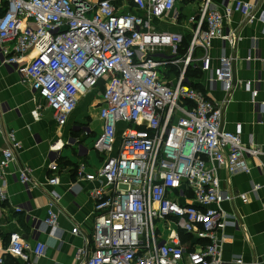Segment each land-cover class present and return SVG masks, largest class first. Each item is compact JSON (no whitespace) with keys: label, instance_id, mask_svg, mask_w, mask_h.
I'll use <instances>...</instances> for the list:
<instances>
[{"label":"built area","instance_id":"1","mask_svg":"<svg viewBox=\"0 0 264 264\" xmlns=\"http://www.w3.org/2000/svg\"><path fill=\"white\" fill-rule=\"evenodd\" d=\"M212 2L202 0L193 13L190 46L182 55L185 34L160 31L156 23L170 14L177 23L178 0H0V64L17 72L44 100L59 127L68 123L84 96L104 84V129L93 137L103 165L93 173L80 165L77 172L79 180L100 184L89 193L92 249L77 251L79 264H225V239L218 231L242 224L222 204L248 199L223 193L219 172L250 174L249 158L262 151L242 142L240 125L234 132L223 128L221 109L187 73L200 62V70L212 74L211 82L232 92L236 57L223 56L213 68L210 50L215 40L233 44L234 34L225 23L234 13L249 22L256 15L251 4L237 2L221 12ZM260 19L264 22V15ZM167 50L171 56L161 54ZM31 52L36 56L26 59ZM244 87L256 103L258 91L251 82ZM259 110L264 112V103ZM6 112L0 109V142H5L0 205L9 199L8 177L28 192L34 184L29 167L9 171L22 146L3 124ZM58 144L52 151L64 147ZM49 170L48 184L60 186L58 163L52 161ZM261 188L257 184L253 191ZM49 195L44 225L56 228L60 197L53 191ZM163 230L170 231L168 238ZM72 233L77 235L78 228ZM181 233L192 236L194 250L182 243ZM46 251L44 242L13 232L7 244L0 243V264H6V256L41 264Z\"/></svg>","mask_w":264,"mask_h":264},{"label":"crops","instance_id":"2","mask_svg":"<svg viewBox=\"0 0 264 264\" xmlns=\"http://www.w3.org/2000/svg\"><path fill=\"white\" fill-rule=\"evenodd\" d=\"M89 1L97 3L99 0ZM237 2L254 6L256 20L249 22L243 15L234 13L230 21L225 23L234 34L233 44L215 40L210 50L213 68L219 66L223 56L236 57L234 89L226 93L220 83L211 82L212 74L203 73L199 68L200 62L197 65L201 72L193 80L198 89L221 109L223 128L234 132L240 125L242 142L248 148L258 147L262 151L258 157L249 158L248 163L252 168L250 174L230 175L226 170L219 172L222 192L234 196L244 194L248 201L244 203L238 198L222 204L221 208L225 212L238 216L242 227L224 228L218 231V236L225 239L222 248L225 264H239V260L242 264H264V112L259 110V104L264 103V22L260 19L264 15V0H213L212 4L223 12L227 6ZM184 4L183 10L179 8L181 18L177 23L173 20L174 14L156 22L160 31L191 36L188 33L191 25L182 26L180 22L185 16L193 14L194 8L197 11V4L201 2L185 0ZM127 11L134 12L131 7ZM160 24H164L163 29ZM201 55L198 52L196 58ZM35 56L36 53L31 52L26 59ZM246 82H251L252 90L258 91L255 99L258 105L253 102L251 91L245 89ZM102 93L99 87L84 96L68 123L59 127L44 100L21 82L17 72L0 64V109L7 110L2 116L3 124L6 130L15 132L22 146L9 171L29 167L34 180L28 192L25 186L14 183L8 177L9 199L0 205V243H8L13 232L21 233L29 241L44 242L47 251L40 260L41 264H79L77 251L92 249L94 207L89 193L100 184L79 180L77 172L80 165H85L89 173L97 172L103 165L104 156L93 150V137L104 129L100 109L94 111L102 107ZM97 95L99 100L95 101ZM94 102L98 105L95 106ZM58 142L64 147L52 151ZM4 148L5 142L1 141L0 151ZM52 161L59 165L61 185L57 187L48 184L51 177L49 164ZM257 184H261L262 188L254 192L253 188ZM51 191L60 197L55 205L59 215L56 228L44 225ZM17 208L21 209L20 213ZM21 221L26 224V228ZM34 228L40 231L36 233ZM75 228H78L77 235L72 233ZM162 235L168 238L170 231L163 230ZM187 236L192 238L191 235Z\"/></svg>","mask_w":264,"mask_h":264},{"label":"trees","instance_id":"3","mask_svg":"<svg viewBox=\"0 0 264 264\" xmlns=\"http://www.w3.org/2000/svg\"><path fill=\"white\" fill-rule=\"evenodd\" d=\"M187 37H189V40H186ZM190 42H191V36H185L184 44L181 48L182 55L186 53L187 49L190 46ZM200 72L201 71L198 68L194 70L190 69L187 73V77L193 80L196 76H198V73ZM194 86L198 88L196 84H194ZM21 222H22V225L26 228L27 227L26 224L23 221ZM1 238H2V235L0 234V239ZM3 240L7 241L8 239L4 238ZM181 240L184 245L189 243L192 246L191 250H194L193 246H195L196 243H195V240H193L190 236H187L186 234L181 233ZM6 264H22V263L19 260L12 258L11 256H6Z\"/></svg>","mask_w":264,"mask_h":264},{"label":"rangeland","instance_id":"4","mask_svg":"<svg viewBox=\"0 0 264 264\" xmlns=\"http://www.w3.org/2000/svg\"><path fill=\"white\" fill-rule=\"evenodd\" d=\"M184 1L185 0H180V3H179V5H178V7H177V14H178V19L180 20V18H181V14H180V9L179 8H181L182 10L184 9L183 7L186 5V4H184ZM192 1H194V0H192ZM199 2H202L201 0H199ZM198 5V7H199V4H197ZM194 10V12H195V8L193 9ZM198 10V9H197ZM132 13H135V12H132ZM192 16H193V14H191L190 16H185L182 20H181V22H180V24L182 25V26H186V25H191V23H190V19L192 18ZM186 20H187V22H186ZM183 23V24H182ZM155 26H156V24H154ZM158 27V26H157ZM160 27L163 29L164 28V24H160ZM157 30H159L158 28H157ZM186 40H189V37H187L186 38ZM161 54H163V55H166V56H171L172 55V53H171V51H169V50H167V51H164V52H161ZM100 89H101V92L104 90V84L101 82L100 83ZM101 94V93H100ZM99 100V95H97L96 96V98H95V101H98ZM95 104V106H97L98 105V103L97 102H94ZM101 107H99V108H97V110H95L94 109V111L96 112V111H99V109H100ZM133 126H130V128H132Z\"/></svg>","mask_w":264,"mask_h":264},{"label":"water","instance_id":"5","mask_svg":"<svg viewBox=\"0 0 264 264\" xmlns=\"http://www.w3.org/2000/svg\"><path fill=\"white\" fill-rule=\"evenodd\" d=\"M234 82H235V76H234ZM23 238H25L26 240H28V237H24V236H23Z\"/></svg>","mask_w":264,"mask_h":264},{"label":"bare ground","instance_id":"6","mask_svg":"<svg viewBox=\"0 0 264 264\" xmlns=\"http://www.w3.org/2000/svg\"><path fill=\"white\" fill-rule=\"evenodd\" d=\"M57 146L61 147V146H62V144H59V145H57ZM57 146H56V147H57ZM59 147H58V148H59Z\"/></svg>","mask_w":264,"mask_h":264}]
</instances>
